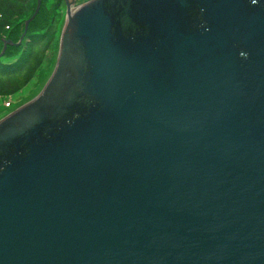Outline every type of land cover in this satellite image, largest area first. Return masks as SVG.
I'll return each mask as SVG.
<instances>
[{"label":"water","instance_id":"water-1","mask_svg":"<svg viewBox=\"0 0 264 264\" xmlns=\"http://www.w3.org/2000/svg\"><path fill=\"white\" fill-rule=\"evenodd\" d=\"M64 3L0 120V264H264V0Z\"/></svg>","mask_w":264,"mask_h":264},{"label":"trees","instance_id":"trees-1","mask_svg":"<svg viewBox=\"0 0 264 264\" xmlns=\"http://www.w3.org/2000/svg\"><path fill=\"white\" fill-rule=\"evenodd\" d=\"M63 6V0H41L39 11L25 31V21L33 14L36 0H0V97L6 99L20 93L35 76L49 46L56 45L62 24L59 10ZM5 40L12 44L1 54Z\"/></svg>","mask_w":264,"mask_h":264},{"label":"rangeland","instance_id":"rangeland-1","mask_svg":"<svg viewBox=\"0 0 264 264\" xmlns=\"http://www.w3.org/2000/svg\"><path fill=\"white\" fill-rule=\"evenodd\" d=\"M87 0H77L76 3H82ZM60 19L62 20V24L60 25V30L57 31L56 35V45L52 44L48 48V53L45 56L43 63L40 65L39 69L36 71L35 76L31 79V81L26 85V87L18 94L9 96L8 98L0 97V120L9 113L10 109L17 107L22 104L27 98L30 97L27 101L33 99L35 96L39 94L42 90L44 84L47 82L50 77L54 66L55 60L59 49V36L64 24L65 20V6H63L60 10ZM35 93V94H34ZM34 94V95H33ZM33 95V96H32ZM32 96V97H31ZM25 101V102H27ZM24 102V103H25Z\"/></svg>","mask_w":264,"mask_h":264}]
</instances>
